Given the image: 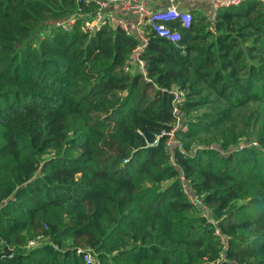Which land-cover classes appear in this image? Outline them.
Listing matches in <instances>:
<instances>
[{
    "label": "trees",
    "instance_id": "trees-1",
    "mask_svg": "<svg viewBox=\"0 0 264 264\" xmlns=\"http://www.w3.org/2000/svg\"><path fill=\"white\" fill-rule=\"evenodd\" d=\"M76 9L0 0V264H84L80 246L101 264H264V0L213 24L193 10L191 27L169 23L178 44L152 32L150 80L125 69L139 39L121 27L54 25ZM177 85L189 128L173 162L158 134Z\"/></svg>",
    "mask_w": 264,
    "mask_h": 264
},
{
    "label": "built area",
    "instance_id": "built-area-1",
    "mask_svg": "<svg viewBox=\"0 0 264 264\" xmlns=\"http://www.w3.org/2000/svg\"><path fill=\"white\" fill-rule=\"evenodd\" d=\"M240 1L210 0L212 8L205 13L206 20L213 24L223 7L236 6ZM75 2L76 11L62 20L55 21L54 25L63 28L66 32H71L75 24L81 20L83 22L82 28L91 34L106 25L121 27L127 36L139 39L131 58L126 61L125 69L127 71L138 69L146 78L147 67L142 55L147 48L150 34L154 32L172 43L178 44L182 38V32L179 28L170 26L169 23L180 21L186 28L191 27L192 23V11L182 8L180 0H75ZM162 91L167 90L162 89ZM170 93L173 97L172 105L176 121L170 131L164 130L158 134V138L167 137L166 147H168L174 162L176 148L180 147L183 150L182 142L177 140L176 133L179 129L187 131L189 127L185 122L181 107L186 96L185 90L177 85L170 90ZM180 179L189 201L197 208L203 209L208 221L216 227V234L221 236L223 247L227 249L229 236L223 234L217 227V221L210 215L209 207H207L203 197L199 196L191 187L190 179L186 177L183 171H181ZM45 242H49L48 237L44 233H40L38 237L27 242L26 248H36ZM9 249L13 251V247ZM77 251L78 254H82L84 264H101L98 253L92 248L80 246ZM13 256L14 252L8 254L9 258Z\"/></svg>",
    "mask_w": 264,
    "mask_h": 264
},
{
    "label": "crops",
    "instance_id": "crops-1",
    "mask_svg": "<svg viewBox=\"0 0 264 264\" xmlns=\"http://www.w3.org/2000/svg\"><path fill=\"white\" fill-rule=\"evenodd\" d=\"M180 5L182 8L189 9L190 11L201 9L204 14L212 8L210 0H180Z\"/></svg>",
    "mask_w": 264,
    "mask_h": 264
}]
</instances>
